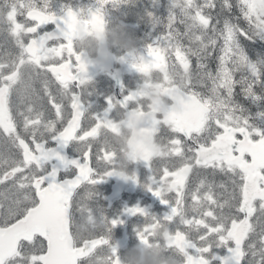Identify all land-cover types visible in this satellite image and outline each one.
<instances>
[{
  "label": "snow or ice",
  "instance_id": "snow-or-ice-1",
  "mask_svg": "<svg viewBox=\"0 0 264 264\" xmlns=\"http://www.w3.org/2000/svg\"><path fill=\"white\" fill-rule=\"evenodd\" d=\"M119 2L99 0L83 23L102 27L104 6ZM78 20L70 8L57 15L49 0H0V47H8L0 56V264H119L115 248L108 254L105 246L122 221L111 227L102 221L87 235L70 228L75 211H83L81 183L114 175L138 182L107 157L100 134L107 114L85 125L74 91L87 80V64L73 45ZM50 23L57 31H44ZM257 41H264V0H171L163 36L131 65L163 66L186 82L188 111L171 118L161 153L171 163L161 169L145 158L152 174L144 187L164 197L170 213L137 232L148 244L156 228L168 229L166 247L182 253L183 264H264V43ZM47 104L55 119H44ZM49 139L61 147L79 141L81 156L67 160L46 147ZM53 161L75 166L77 175L57 182V167H44ZM94 167L104 168L97 179ZM126 211L147 215L140 207Z\"/></svg>",
  "mask_w": 264,
  "mask_h": 264
},
{
  "label": "flooded vegetation",
  "instance_id": "flooded-vegetation-1",
  "mask_svg": "<svg viewBox=\"0 0 264 264\" xmlns=\"http://www.w3.org/2000/svg\"><path fill=\"white\" fill-rule=\"evenodd\" d=\"M49 6L57 15H62L65 11L56 9L50 2ZM88 7L82 11L74 10L87 14ZM113 16L118 17L117 14ZM131 17H129L130 20ZM83 21L78 20L77 24L85 26L86 33L93 29L91 25H86ZM113 21L107 9L106 22ZM55 30V24L50 23L44 27L46 32ZM162 36L163 34L160 35L154 31L148 41L134 37L139 55H132L124 49H113L114 59L104 68H95L94 64L86 63V83L74 89L81 96L86 117L85 125L91 124L97 118L103 119L107 114L108 123L100 134L109 148L107 157L115 158V170L128 176L135 174L138 180V182H133L131 179L125 180L120 176H104L95 184L83 182L76 189L80 207L83 210L75 211L77 219L91 214L100 228H103L102 221H107L109 227H111L112 220L122 221L115 227H111L108 234L111 247L105 246V252L108 254H111L112 248H115L119 258L126 249L140 243L137 232L150 222L151 218L155 217L159 220L170 213L169 204L161 202L164 197H157L144 187L152 174L145 164V158L156 160V166L161 169L165 163H171L169 160H160L161 153L165 150V141L171 134L168 129L171 118L181 116L188 111L187 101L182 99V95L175 90V87H178L182 91L186 82L183 79H176L163 66L146 67L143 71L135 70L131 66L134 61L140 62L139 58L145 54L147 45L154 44ZM0 43H2V38H0ZM7 50V46L0 47V56H3ZM76 51L79 52L77 49ZM132 92L135 96L125 106L116 105V101H122ZM110 100L115 105L114 107L110 108ZM44 119H55V110L50 104L46 105ZM60 130L62 126L57 125V132ZM46 147L56 149L69 161L79 158L82 152V145L76 140L61 147L58 142L49 139ZM56 162L59 161L47 163L44 167L51 170V166ZM94 171L97 175L92 178L97 179L99 175H102L104 168L94 167ZM77 173L75 166L61 164L57 180L62 182L72 179ZM190 179H193L192 174H190ZM216 179L219 182L220 180L226 181L228 178L218 176ZM171 195V193L167 194L169 197ZM133 207L144 209L147 215L129 214L126 210ZM169 230H176L175 225H170ZM181 259L184 260V257ZM77 264H84V261L78 260Z\"/></svg>",
  "mask_w": 264,
  "mask_h": 264
},
{
  "label": "clouds",
  "instance_id": "clouds-1",
  "mask_svg": "<svg viewBox=\"0 0 264 264\" xmlns=\"http://www.w3.org/2000/svg\"><path fill=\"white\" fill-rule=\"evenodd\" d=\"M78 17L79 20H85L87 14L78 12ZM73 45L82 54L85 63L100 67L112 63L113 49H124L132 55H139L134 36L119 21L106 22L103 32L90 29L86 33L83 25L77 24ZM93 225L98 226V223L89 215L76 219L75 224L70 221V228L79 226L85 235L92 230ZM167 231L166 228H156L148 244L140 242L126 249L119 258V264H183L182 253L174 248L170 251L166 247Z\"/></svg>",
  "mask_w": 264,
  "mask_h": 264
},
{
  "label": "rangeland",
  "instance_id": "rangeland-1",
  "mask_svg": "<svg viewBox=\"0 0 264 264\" xmlns=\"http://www.w3.org/2000/svg\"><path fill=\"white\" fill-rule=\"evenodd\" d=\"M49 2L52 3L58 10L73 8L75 10L82 11L87 6H97L94 3L96 2L95 0H49ZM198 2L202 3L203 0H198ZM161 3L162 2L160 0H120L119 3L107 5L106 9L110 11L112 21L115 20L122 22L121 20H123L122 23L128 32H130L134 37L142 38L144 41H148L151 39L152 32L155 31L162 35L166 31V19L169 15L171 0L165 1L164 19L162 18L160 12V18H158L157 13L158 9H160ZM115 14L118 15L117 18L113 16ZM130 16H132L131 20L129 19ZM263 42L257 41V43ZM257 53H259V49H257ZM252 59H256V56H253ZM170 73L174 75L176 79H183L185 81L179 73Z\"/></svg>",
  "mask_w": 264,
  "mask_h": 264
},
{
  "label": "trees",
  "instance_id": "trees-1",
  "mask_svg": "<svg viewBox=\"0 0 264 264\" xmlns=\"http://www.w3.org/2000/svg\"><path fill=\"white\" fill-rule=\"evenodd\" d=\"M96 2H94L98 7H100V4H99V0H95ZM162 3H161V6H160V9H158V11L160 12V14H161V16H162V18L164 19L165 18V1L166 0H160ZM106 6H104V8H105ZM261 42H263V41H261ZM249 43H251V41H249ZM245 47V49L247 50V47H246V45L244 46ZM237 91L239 92V88L237 87ZM238 98V101L240 102V103H244L245 104V106L246 107H248V108H250L251 109V111L254 113L255 111H256V108H255V106H253V105H251L250 104V102H246L245 100H244V98H243V96H238L237 97Z\"/></svg>",
  "mask_w": 264,
  "mask_h": 264
},
{
  "label": "water",
  "instance_id": "water-1",
  "mask_svg": "<svg viewBox=\"0 0 264 264\" xmlns=\"http://www.w3.org/2000/svg\"><path fill=\"white\" fill-rule=\"evenodd\" d=\"M97 8L96 7H89L88 8V12L89 11H94V10H96ZM66 12V11H65ZM64 12V13H65ZM63 13V14H64ZM103 15H104V13H103ZM104 21H105V15H104ZM105 23V22H104ZM86 25H89V24H86ZM76 26H77V24H76ZM75 26V27H76ZM103 26H104V24H103ZM103 26L102 27H95V26H92L93 27V29H97L99 32H103ZM84 28H85V26H84ZM55 31H57V29L55 30ZM95 65V64H94ZM95 68H104V67H100V66H97V65H95ZM61 164L60 163H57L56 165H54V166H56L57 167V169H58V167L60 166Z\"/></svg>",
  "mask_w": 264,
  "mask_h": 264
}]
</instances>
